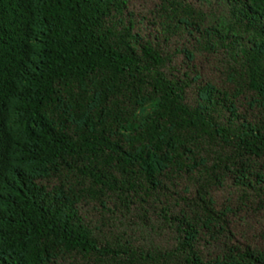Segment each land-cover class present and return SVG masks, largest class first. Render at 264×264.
Returning a JSON list of instances; mask_svg holds the SVG:
<instances>
[{"label":"trees","instance_id":"trees-1","mask_svg":"<svg viewBox=\"0 0 264 264\" xmlns=\"http://www.w3.org/2000/svg\"><path fill=\"white\" fill-rule=\"evenodd\" d=\"M201 1L145 33L129 0H0V264H264L230 238L264 209V0Z\"/></svg>","mask_w":264,"mask_h":264},{"label":"rangeland","instance_id":"rangeland-1","mask_svg":"<svg viewBox=\"0 0 264 264\" xmlns=\"http://www.w3.org/2000/svg\"><path fill=\"white\" fill-rule=\"evenodd\" d=\"M158 1L159 0H129V9L136 19V25L145 33L154 31L155 24L153 21L155 18ZM193 1H195L197 6H202L205 9V4H203L201 0ZM177 41L180 43L186 42L185 40L178 38L175 42ZM180 59L181 57L175 58V61L178 62L177 64L181 62ZM218 70L219 69L217 67H214V64L206 62L202 65V73L204 77L220 80ZM183 185L184 184L181 183V181H177V184L174 186V188L180 190L183 188ZM214 195L218 202H223L229 200V198H234L235 190L231 189L229 186L218 189L216 188ZM171 200L173 202L174 199ZM85 209L89 218L96 219L95 209L91 205H85ZM230 220H232V222H230V238L232 242L240 245L250 244L256 248H264V209L261 208L254 211L242 210L237 212L234 216H230ZM153 223H159V220L157 219V221L155 220ZM115 226L123 227L124 224L120 223L116 218L109 228H113ZM140 226L138 228L132 225V227H134L133 229H130L129 225L124 227L127 228V233H130L132 237H135L134 239L140 243L146 241L149 242L148 244L165 245L171 240V234L165 228L160 227L154 229L150 228L149 224L146 226L145 224ZM107 233H109V231L107 228H104L103 232H101V236L107 235ZM224 239H226V237H224ZM217 250L218 247L216 246H210L207 244H204L203 246V252L207 256L214 255Z\"/></svg>","mask_w":264,"mask_h":264}]
</instances>
